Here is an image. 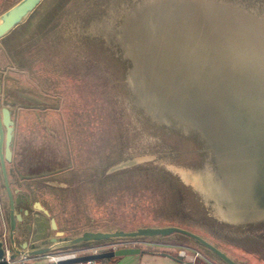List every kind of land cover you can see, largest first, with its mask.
Here are the masks:
<instances>
[{
  "label": "rangeland",
  "instance_id": "374dc122",
  "mask_svg": "<svg viewBox=\"0 0 264 264\" xmlns=\"http://www.w3.org/2000/svg\"><path fill=\"white\" fill-rule=\"evenodd\" d=\"M17 1L0 0V13ZM263 46L264 0H46L0 39L15 184L67 237L177 226L264 264V217L221 219L225 186L250 185L264 205ZM236 77L245 101L224 88ZM66 167L74 171L58 174ZM103 178L107 188L96 185ZM7 211L0 181L6 234Z\"/></svg>",
  "mask_w": 264,
  "mask_h": 264
},
{
  "label": "water",
  "instance_id": "95a60500",
  "mask_svg": "<svg viewBox=\"0 0 264 264\" xmlns=\"http://www.w3.org/2000/svg\"><path fill=\"white\" fill-rule=\"evenodd\" d=\"M42 0H18L8 9L4 10L0 13V39L5 36L10 30H12L17 25L24 22L28 16L32 13V11L41 3ZM237 83H230L224 86L227 90H232V95H235V91H238V95L234 97V101H245L246 94L244 91L245 83H240L239 79L236 80ZM253 86L257 88L260 87L257 85V82L254 81L252 83ZM250 86V87H251ZM261 90V88H260ZM242 95H241V93ZM253 94V91H251ZM251 94L247 96H252ZM241 95V96H240ZM243 105V104H242ZM242 107V106H241ZM12 111L6 107L2 106L1 99H0V171L3 180V187L4 191L8 200V213H7V220L6 226L7 235L1 233L2 226L0 221V264L5 263V256H6V245L10 242L13 237V233L16 228L20 227L21 222L23 221L24 216L27 215L28 210H23L20 214L15 213V205L17 204V198L14 196L19 190H15L11 188L8 178H7V170H6V162L11 160V141L13 136V129H14V122L11 118ZM252 120L251 117L247 118L246 120ZM229 120L228 118L225 119ZM231 123L237 122L236 120H229ZM246 122V121H245ZM225 131L228 132L226 129L227 126L230 128V124L223 125ZM240 126V125H239ZM2 128L5 129V134L3 135ZM222 134V133H221ZM226 137L227 134H222ZM2 142H4V147L2 148ZM61 170L55 171H46L39 173L37 175H28L24 178H35L40 176H46L55 172H59ZM21 203L25 205H29L32 209L42 213L46 217H49V226L54 231V236L48 238L44 245L46 247L42 249H36L32 251H28L23 254V258L26 259L25 264H74L79 262H86L89 260H104L110 259L117 256H123L127 254H136L139 252L137 248H120L115 250H109L104 252L98 253H89L80 256H71L66 258H51L56 253L57 250L62 248H70L75 247L83 244L95 243V242H104V241H111V240H123V239H137V238H150L155 236H168L170 234H181L183 236L188 237L191 239L192 242L196 243L204 247L205 249L211 251L214 255H216L222 262L225 264H238L237 262L233 261L229 258L224 252L216 248L214 245L203 239L201 236L186 230L181 227L177 226H163V227H139L135 230L125 231L122 229H116L111 232H102V231H84L78 236L74 237H66L62 231L57 230V224L54 218L50 217L49 212L46 208H44L39 201H31L29 194H21L20 195ZM22 213V214H21ZM10 240V241H9ZM25 247V245H24ZM10 259H15V255L9 253ZM46 259L47 261L41 262V260ZM36 262V263H35Z\"/></svg>",
  "mask_w": 264,
  "mask_h": 264
},
{
  "label": "crops",
  "instance_id": "0c3cea01",
  "mask_svg": "<svg viewBox=\"0 0 264 264\" xmlns=\"http://www.w3.org/2000/svg\"><path fill=\"white\" fill-rule=\"evenodd\" d=\"M255 88L256 86H251V89ZM10 171L12 172V170ZM220 173H222L221 170ZM222 177L223 179L225 178L223 174ZM9 184L12 186L11 188L15 190L19 189L18 184H15L14 180L9 182ZM241 188L242 191L239 190L240 187L238 184H235L232 187L225 186L227 197H224L226 207L224 210H227L228 213L223 217L221 216L223 223H230L231 221L235 224H247L254 221H260V219L264 217V205L262 204V206L256 207L253 203V198L250 195L251 186L249 185L248 187V185H241ZM21 191L23 193H21ZM20 194L25 195L28 193H25V191L19 189V191L14 194V196L17 198V204L15 205L14 212L20 214L21 211L28 210V213L26 216H24L20 227L16 228L14 231L12 237L13 240H9L10 242H8V245H6V251L12 255H15L16 260L23 258V254L28 251L46 247L47 245H44L43 243L46 242L48 238L54 236V231L50 228L47 217L29 207L27 202L25 205H23L21 203ZM29 196L31 201H37L34 200L30 194ZM224 210L222 209V212ZM5 228V231L7 232L8 227L5 226ZM63 233L65 236V232ZM203 239L224 252L233 261L237 262L238 264H242L239 258L233 254L231 250H229V245H226L225 242L216 239L215 241L208 238ZM190 240L191 239L186 236L174 233L168 236H155L142 240H136L134 242L133 240L131 242H129L130 240L95 242L59 249L55 254H53L54 256L51 258L54 259L56 257L66 258L71 256H80L89 253H98L120 248H137L139 249V252L136 254L117 256L110 259L101 260V262L102 264H225L209 250L208 251L213 255L210 253L209 254L211 257L205 255L203 251H201V247H196L198 246L196 243H194L195 246L188 245ZM44 261L47 260H41V262Z\"/></svg>",
  "mask_w": 264,
  "mask_h": 264
},
{
  "label": "trees",
  "instance_id": "16d2710c",
  "mask_svg": "<svg viewBox=\"0 0 264 264\" xmlns=\"http://www.w3.org/2000/svg\"><path fill=\"white\" fill-rule=\"evenodd\" d=\"M45 2H46V0H42L41 1V3L32 11V13L29 15V16H32V15H34V14H36L43 6H44V4H45ZM28 16V17H29ZM18 63L19 64H21V66L23 65V68L24 69H26L28 66H30L31 67V65H29L28 63L26 64L25 62H24V60H22V59H20V61H18ZM74 171V169H73V167L71 168V167H66L63 171H61V172H59L58 174H65V173H68V172H73ZM55 175V174H54ZM50 176V175H49ZM52 176V175H51ZM102 177H104V176H102ZM105 179V180H104ZM108 182H107V180H106V178H103L102 180H99V184L97 183L96 185H98V187L100 186V188L102 187V186H104L105 187V185H106V188H107V186H108V184H107ZM93 183H91V184H89V185H92ZM84 185H87L86 183H84ZM101 190V189H100ZM73 191H74V189H73ZM71 192H72V190H71ZM30 195L32 196V198L34 199V200H36L37 198L34 196V194H32V193H30ZM164 226V225H163ZM139 227H151V226H149V225H142V224H139V225H136L135 226V229H137V228H139ZM116 229H122V230H125L124 229V227H122V226H119L118 224H112V226H104V227H102V228H98V229H96V230H94V231H102V232H111V231H114V230H116ZM134 229V230H135ZM125 231H129V230H125ZM175 234H177V233H175ZM142 239H145V237L144 238H137V239H123V240H142Z\"/></svg>",
  "mask_w": 264,
  "mask_h": 264
},
{
  "label": "flooded vegetation",
  "instance_id": "af4514ba",
  "mask_svg": "<svg viewBox=\"0 0 264 264\" xmlns=\"http://www.w3.org/2000/svg\"><path fill=\"white\" fill-rule=\"evenodd\" d=\"M11 118H12V116H11ZM2 132H3V135H4L5 134V129L4 128L2 129ZM15 142H16V133H15V130L13 129V136H12V141H11V160L9 162H6L7 178H8L9 182L13 181L14 175L17 173V171H16L17 170V166L16 165H18V163L16 161L17 153L15 152V149H14L15 148ZM3 147H4V142H2V148ZM10 170H12V172ZM25 176L26 175L21 177V178H23V181H26L27 179L28 180L36 179V178H26L25 179L24 178ZM0 181H2V185H3L1 171H0ZM7 213H8V211H7ZM7 213H6V215H7Z\"/></svg>",
  "mask_w": 264,
  "mask_h": 264
},
{
  "label": "built area",
  "instance_id": "2783aa9c",
  "mask_svg": "<svg viewBox=\"0 0 264 264\" xmlns=\"http://www.w3.org/2000/svg\"><path fill=\"white\" fill-rule=\"evenodd\" d=\"M9 253H6L5 256V263L4 264H25L26 263V259L24 258H20L18 260L16 259H10L9 258ZM74 264H102L101 260H89L86 262H79V263H74Z\"/></svg>",
  "mask_w": 264,
  "mask_h": 264
},
{
  "label": "bare ground",
  "instance_id": "6f19581e",
  "mask_svg": "<svg viewBox=\"0 0 264 264\" xmlns=\"http://www.w3.org/2000/svg\"><path fill=\"white\" fill-rule=\"evenodd\" d=\"M230 40V39H229ZM232 40V39H231ZM230 42V41H229ZM227 43V42H226ZM232 47V46H231ZM259 47H261V45H259ZM264 47V46H263ZM228 49V48H227ZM230 49V48H229ZM240 49V48H239ZM223 50V49H222ZM243 51V50H242ZM245 51H246V49H245ZM244 51V52H245ZM250 52V51H249ZM223 53V52H222ZM246 53V52H245ZM252 53V52H251ZM220 55V54H219ZM238 57V56H237ZM257 57V56H256ZM143 58V57H142ZM222 59H223V57H222ZM227 59V58H226ZM260 59V58H259ZM239 61V60H238ZM257 63V62H256ZM248 64V63H247ZM257 64H259V62L257 63ZM145 65H147V64H145ZM242 65H244V64H242ZM241 65V66H242ZM238 66H239V64H238ZM254 66H256L255 64H254ZM264 66V65H263ZM262 66V67H263ZM240 68V67H239ZM256 68V67H255ZM264 69V68H263ZM163 94V93H162ZM166 97V96H165ZM169 101V100H168ZM176 104V103H175ZM185 105V104H184ZM180 106V105H179ZM184 110V109H183ZM204 128V127H203ZM208 130V129H207ZM214 144V143H213ZM215 150V149H214ZM215 153V152H214ZM216 154V153H215ZM219 159V158H218ZM207 182V181H206ZM213 182V181H212ZM210 184V183H209ZM216 186V185H215ZM212 187V186H211Z\"/></svg>",
  "mask_w": 264,
  "mask_h": 264
}]
</instances>
